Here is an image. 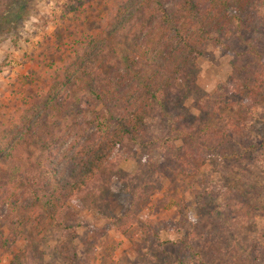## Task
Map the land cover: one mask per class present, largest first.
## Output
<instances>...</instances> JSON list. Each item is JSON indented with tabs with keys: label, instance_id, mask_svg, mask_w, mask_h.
Here are the masks:
<instances>
[{
	"label": "rangeland",
	"instance_id": "rangeland-1",
	"mask_svg": "<svg viewBox=\"0 0 264 264\" xmlns=\"http://www.w3.org/2000/svg\"><path fill=\"white\" fill-rule=\"evenodd\" d=\"M122 2L1 0L0 136H8L0 147L19 131L25 142L18 158L0 166V264H202L196 251L203 264H225L211 256L209 240L215 248H247L246 263L264 264V148L235 149L237 141L264 146V60L254 65L263 75L258 94L241 89L233 107H215L232 85V51L244 48L242 35L264 39L260 17L250 16L241 32L229 26L226 47L213 42L195 58L194 86L178 82V92L155 100L142 94L147 105L133 137L119 135L90 186L51 216L43 190L49 194L53 182L45 169L62 181L67 162L79 161L80 145L108 136L105 147H111L119 129V98L129 85L122 57L137 49L132 39L112 32ZM87 43L96 53L105 46L112 65L106 70L99 58L93 68L103 73L101 80L86 78L85 90L63 87L59 69ZM260 52L264 57V42ZM136 55L145 61L138 50ZM88 82L95 92L88 94ZM101 87L103 100L95 94ZM37 126L53 134L35 145ZM207 184L221 185L215 203L228 201V207L199 206L197 194ZM34 189L42 191L33 196ZM182 219L197 230L171 233L169 227ZM167 240L172 243L163 244Z\"/></svg>",
	"mask_w": 264,
	"mask_h": 264
},
{
	"label": "trees",
	"instance_id": "trees-1",
	"mask_svg": "<svg viewBox=\"0 0 264 264\" xmlns=\"http://www.w3.org/2000/svg\"><path fill=\"white\" fill-rule=\"evenodd\" d=\"M250 16L252 18L260 17L261 24L264 26V0H123L122 5L119 6L115 14L114 23L111 25L114 30L112 32L121 33L127 40L132 39L134 45H137V49H135L134 53L126 52L122 57L124 62H127L126 67L128 69V72L123 74V78L124 81L125 77L128 78L126 82H129V85L125 84L126 86L123 89L125 94L119 98L122 108V114H119L120 117L117 121L119 129L116 137L112 136L111 147H105L108 136L99 140H89L80 145L77 149L79 161L73 159L67 162L61 171L64 177L62 181L56 182L54 175L45 169L47 176L49 175L54 180L51 179L53 184L49 188V194L46 193L45 189L43 190V196L51 210V216L58 208H61L64 200L70 199L74 194L82 192L90 186L95 179L100 163L102 164L106 160L108 152H110L113 145L117 144L115 141L120 140L119 135L133 137V131L137 129V122L143 117L142 112L145 111L147 105L145 102L147 97L143 98L142 94H148L150 100H155L158 94L165 96L172 92H178V82L183 83L188 89L191 85L194 86V78L191 75L195 67V58L202 55L207 46L213 42L226 47L223 39L233 33L229 26L235 25V28H237L236 32H241L242 28H239L244 26V24L248 29L251 23ZM212 33L218 34L219 37H214L211 35ZM241 38L244 48L232 51L235 59L232 64L233 71L230 82L232 85L228 93H221V95L217 96L215 107L220 104L233 107V102L237 101L236 93L241 89L249 92L250 95H256L260 92L259 84L262 81L259 80L263 75H261V69L254 67V65L256 60L258 65L263 63L264 57H262L260 52V44H263L264 39L255 42L250 38H245L243 35ZM58 44H61V42ZM80 46L78 47L80 48ZM84 48L86 49L82 52L77 48L74 51V59L70 64L64 69H59L62 73H59V71L57 75L63 77L64 81L61 83L63 87L75 85L85 90L81 84L86 78L89 80L94 78L97 84L101 80L100 74H103L102 72L100 74L94 72L96 71L94 69L96 68L95 64L99 58H102V61L105 62L106 70L109 68V61H105V58H107L105 46L100 47V53L93 51L88 43ZM137 50L143 57L145 56V61L147 62L148 60L150 63H145V61L137 58L139 57L136 55ZM104 52H106L105 57H101ZM108 55H110V52H108ZM254 56L256 59H253ZM87 59L90 60L88 61ZM98 89L100 91L95 93L96 97L103 100L102 94L104 90L102 87ZM86 90L88 94L95 92L93 85L89 82L86 83ZM50 99L52 100L53 98L49 96L48 101ZM62 100L64 101L65 99ZM32 123L36 124V122ZM134 126L137 127L134 128ZM37 129L38 126L36 127ZM10 130L7 129V131ZM181 130L182 128L177 129L178 132H182ZM10 134L12 138L16 136L17 138L10 139L6 147H0V160L2 162L0 166L18 158L17 153L20 155L21 147L24 146L25 134L23 131H19L17 134ZM51 134L53 133L45 127L40 128L39 131L37 130L33 134L34 144H37L38 138L48 140L47 135L50 136ZM6 135L2 133L0 139L6 137ZM180 136L182 137L181 133ZM110 138L111 135L109 136V141ZM240 147H251L253 153L264 148V146L256 143L237 141L235 149ZM260 158L259 162L264 164V155L260 156ZM185 168H191V164ZM215 184H207L204 187L205 190L197 194V203L200 207L211 204H217L216 209L228 207V201H223L221 204L215 203V199L223 193L221 185L217 184L215 186ZM39 190L40 192L42 191V189H34L30 193L33 196H37ZM67 227L72 228L73 225L69 224ZM165 228L168 230V226ZM182 228L187 231L185 234H190L188 231L197 230L194 225L182 219L180 223L173 224L172 228L169 227V231L173 233L174 231L182 230ZM167 243L172 242L167 240L163 244ZM209 244H211L209 247L211 256L217 263L220 260L218 256H221L225 264H249L246 263L248 258L251 257L249 249L239 248L236 244L230 248L224 246H221V249L215 248L212 245L215 242L211 240H209ZM195 255L203 264L201 253L196 251ZM180 262L181 264L184 263L182 260Z\"/></svg>",
	"mask_w": 264,
	"mask_h": 264
}]
</instances>
